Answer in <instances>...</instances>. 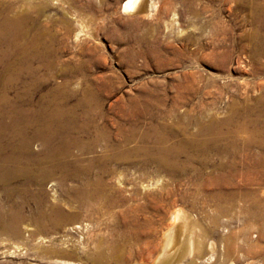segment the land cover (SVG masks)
<instances>
[{
	"label": "rangeland",
	"instance_id": "374dc122",
	"mask_svg": "<svg viewBox=\"0 0 264 264\" xmlns=\"http://www.w3.org/2000/svg\"><path fill=\"white\" fill-rule=\"evenodd\" d=\"M123 1L0 0V13L26 17V36L39 30L40 42L50 50L46 56L22 58L27 72L13 55L16 71L0 67V119L42 121L64 104L79 114L81 92L91 90L101 111L93 122L110 132L91 149L70 148L66 160L79 162L75 180L61 184L54 176L0 187V264H219L228 237L241 252L235 264H264V208L259 219L248 218L240 212L242 202L234 201L220 204L227 207V214L220 215L208 198L210 187L192 169L169 174L153 164L142 166L139 154L119 162L112 158L117 149H110L111 143L123 151L135 146L134 141L122 143L116 126L129 127L125 112L131 100L150 99L146 93L152 95V113L160 122H166L162 114L174 109L178 114L192 109L196 116L201 108L224 118L230 114V98L240 103L247 99L251 106L264 95V56L252 55L264 35V25L254 21L256 15L264 17V0H150L145 15L122 13ZM46 62L50 66H40ZM59 95L68 101L60 105ZM174 99L180 102L176 108ZM149 122L139 120L138 131H145ZM193 124L184 123L187 134H195ZM94 131L90 127L82 139H92ZM248 137L236 133L229 139L239 146ZM41 145L34 140L30 150L40 153L45 150ZM249 148L255 158L263 152L256 143ZM217 162L211 154L210 163ZM96 177L105 183L101 193L79 197L78 187ZM54 205L63 213L58 223L50 211ZM18 208L20 223L13 231L3 230ZM172 230L176 241L166 249ZM189 237L194 244H213L216 251L203 250V259L193 257L187 249ZM246 251L254 257L245 256Z\"/></svg>",
	"mask_w": 264,
	"mask_h": 264
},
{
	"label": "bare ground",
	"instance_id": "6f19581e",
	"mask_svg": "<svg viewBox=\"0 0 264 264\" xmlns=\"http://www.w3.org/2000/svg\"><path fill=\"white\" fill-rule=\"evenodd\" d=\"M150 6V0H124L120 10L125 14L145 15ZM10 15L7 12L0 13V58H2L0 67L8 72L10 70L16 71L12 69L13 63L10 62L12 55L19 58L22 63V58L27 55L39 58L42 55L46 56V53L50 52L49 47L46 48L40 42L39 30L34 31L31 37L26 36V17ZM254 21L264 25V17L260 15L254 16ZM256 34L257 31L253 37ZM255 37L257 39L258 35ZM259 41L260 47L256 48L255 53L252 54L253 56H264V35L259 38ZM2 42L5 45L3 47L5 50H1ZM22 64L26 66L22 70H26L25 72H27L28 64ZM17 65L19 67V64ZM40 66L48 67L50 63H42ZM29 73L31 74V72ZM217 88L223 89L225 86L220 87L219 85ZM146 94L150 99L147 100L143 96L145 100L143 102L131 100L129 109L125 112L130 118L131 124L129 127L116 126V135L122 139V143L128 144L134 141L136 143L135 146L123 151L120 149L121 146L119 144L111 143L110 149H117L112 158L120 162L126 161L129 154H139L141 157L139 163L142 166L153 164L156 169H162L169 174L180 170L186 171L192 169L197 175V179L201 180L202 184L205 183L206 187H210L211 193L208 195V198L214 204L218 214H227V207L221 208L222 205L220 204L231 205L236 201L242 202V206L239 209L244 216L259 219L260 211L264 208V95L257 97L254 101L250 99L252 101L251 106L247 105V99H242L243 102L240 103L238 100H235V97L230 98V108H228L230 109V114L224 118L211 116L210 112L203 113L204 111H199L201 108L198 109V115L196 116L191 114L192 109L185 110L179 114L174 109L171 112H163L164 114L161 117L166 122L162 120V123L158 121V116L152 113V105L150 104L152 95L150 93ZM59 97L61 98L59 99V103L68 101L66 95H59ZM176 97L179 100L183 99L178 94ZM68 99L71 98L68 97ZM155 101L160 104L163 103V99H156ZM176 101L174 99L172 103L174 108L180 104V102L177 103ZM77 102V106L80 108L79 114H75L74 107L67 108L64 104L61 107L58 106L55 112H51L50 110L51 114L48 113L47 118H43L42 121L40 119L38 121L25 119L19 116H12L10 120L0 119V187H5L17 180H23L26 184L38 183L44 179L47 180V178H54V176L58 178V182L61 184L68 179H76L77 164L79 162L77 160H66L69 156L71 157L70 148L77 145L81 152L91 149L97 138L108 139V133H110L106 128L96 126V123L93 122V119L101 111L96 96L91 90L82 91L81 97ZM240 105L241 107L238 110ZM4 112L5 109L3 110ZM141 119H148L150 121L148 128L143 132H139L137 127V123ZM187 122H193V125L197 126L195 134H187L188 129L186 130V127H184V123L186 124ZM90 127H93L95 129L94 132L97 133L95 136H92V139L84 141L82 137L89 133ZM30 128L36 129L29 132ZM236 133L247 134L250 138L248 137V141L238 146L234 139H229L230 135L232 136ZM34 140L40 141L41 146L45 150L40 153L38 151L32 152L30 145ZM57 140H60V145L54 144ZM255 143L263 149V152L257 154V158L253 157L254 154L250 153L249 148ZM211 154L217 157V163H210ZM224 160L227 163L223 162ZM210 165H213L212 170L211 172H207V168ZM87 170L84 169V172ZM104 184L101 182L100 177H96L92 183L80 185L78 191L82 195L80 194L79 197L82 198V196L86 197L87 195L91 197L100 194ZM7 194L9 193L6 192ZM243 204H246L245 207H243ZM16 211V214L12 217L13 219L6 226L3 224V230L9 232L14 230L18 220L20 221L22 216L20 208L16 209ZM50 211L55 218H58L56 223L60 222L63 215H61L62 212H60L59 207L54 205ZM38 214L40 215V212L36 211L35 215L37 217ZM261 229L264 232V227H261ZM194 236L196 237V235ZM230 238H226L228 242L224 250L219 253L220 257H222V262L219 264H235L234 257L241 253L236 245L229 243ZM175 241L176 232L172 230L167 236L165 248H169ZM208 244L201 241L194 244L191 237L187 239V249L193 251L192 255L196 258H204L205 253L203 254V250H206V252L211 251V253L216 251L213 244L210 243L212 246ZM245 256L254 257L252 251H246ZM96 264L99 263L96 262ZM159 264H167V262L161 260Z\"/></svg>",
	"mask_w": 264,
	"mask_h": 264
}]
</instances>
